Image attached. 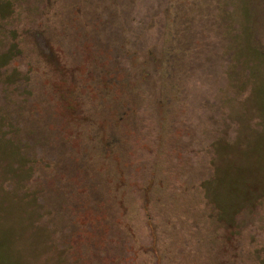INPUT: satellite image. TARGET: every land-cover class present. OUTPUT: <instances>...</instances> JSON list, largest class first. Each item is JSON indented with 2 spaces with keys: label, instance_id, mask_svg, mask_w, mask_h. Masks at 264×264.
<instances>
[{
  "label": "rangeland",
  "instance_id": "obj_1",
  "mask_svg": "<svg viewBox=\"0 0 264 264\" xmlns=\"http://www.w3.org/2000/svg\"><path fill=\"white\" fill-rule=\"evenodd\" d=\"M14 48L0 264H263L264 209L230 245L200 185L264 131V0H0Z\"/></svg>",
  "mask_w": 264,
  "mask_h": 264
},
{
  "label": "trees",
  "instance_id": "obj_2",
  "mask_svg": "<svg viewBox=\"0 0 264 264\" xmlns=\"http://www.w3.org/2000/svg\"><path fill=\"white\" fill-rule=\"evenodd\" d=\"M36 43L41 59L54 64L58 58L50 43L44 39L42 43ZM14 51L15 48L1 55L2 66L9 63L14 54L20 56ZM213 166L214 175L200 185L210 206L207 218L217 224L227 243L232 245L237 241L239 220L246 214L264 209V131L253 145L242 146L241 142L226 145L223 156ZM7 196L18 202L16 194Z\"/></svg>",
  "mask_w": 264,
  "mask_h": 264
}]
</instances>
